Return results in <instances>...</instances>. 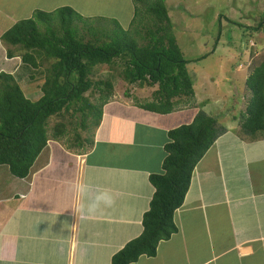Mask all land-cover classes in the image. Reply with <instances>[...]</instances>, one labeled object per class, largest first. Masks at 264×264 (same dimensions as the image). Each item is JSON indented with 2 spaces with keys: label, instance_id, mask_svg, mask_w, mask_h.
Listing matches in <instances>:
<instances>
[{
  "label": "crops",
  "instance_id": "crops-1",
  "mask_svg": "<svg viewBox=\"0 0 264 264\" xmlns=\"http://www.w3.org/2000/svg\"><path fill=\"white\" fill-rule=\"evenodd\" d=\"M31 1L35 4L26 15V0H0V37L32 12L53 11L58 4ZM77 1L93 5V16L106 17L100 15L106 0ZM127 1L125 9L129 5L133 12L132 0ZM60 2L61 8L74 4ZM241 56L239 70L249 64ZM4 60L18 61L17 75L25 69L20 57L6 58L0 40L1 67ZM29 78L33 83L35 76ZM42 83L35 89L40 91ZM41 95L29 88L24 97L35 102ZM212 97L219 112L218 98ZM118 101L110 99L102 107L84 148L73 138L71 147L50 138L24 179L0 166V264H110L141 234L142 217L155 192L150 177L163 174L167 133L190 124L204 101L181 103L166 115ZM206 115L224 131L193 170L173 215L177 232L159 242L154 257L142 256L132 264H264V138L241 134L240 116L234 112ZM101 194L110 203L89 211Z\"/></svg>",
  "mask_w": 264,
  "mask_h": 264
},
{
  "label": "trees",
  "instance_id": "trees-1",
  "mask_svg": "<svg viewBox=\"0 0 264 264\" xmlns=\"http://www.w3.org/2000/svg\"><path fill=\"white\" fill-rule=\"evenodd\" d=\"M131 2L128 28L112 18L84 16L83 11L62 7L36 11L1 35L6 58L18 56L23 65L42 69L44 74L42 95L32 102L14 76L0 72V166H6L11 176L26 178L47 141L62 140L70 132L68 126L86 128L87 139L73 137L74 143L86 146L102 107L114 95L116 79L130 90L153 89L149 100L136 104L145 111L166 115L181 103L192 106L194 84L188 66L207 55L184 57L173 37L164 0ZM260 23L248 30L264 32V20ZM249 56L244 82L249 99L240 110L239 131L249 139L264 138V60L257 62L253 49ZM223 131L202 112L190 124L168 131L163 174L150 177L155 192L142 217V232L113 255L110 264L154 257L159 242L177 232L173 215L183 203L193 170Z\"/></svg>",
  "mask_w": 264,
  "mask_h": 264
},
{
  "label": "rangeland",
  "instance_id": "rangeland-1",
  "mask_svg": "<svg viewBox=\"0 0 264 264\" xmlns=\"http://www.w3.org/2000/svg\"><path fill=\"white\" fill-rule=\"evenodd\" d=\"M54 1L58 3L56 9L61 8V0ZM26 3L28 5L25 8L26 15H29L31 11L29 5H33L35 2L26 0ZM71 3H74L71 4L74 11L78 12L76 9H79V13L83 11L82 15L84 16L94 15L93 10L90 9L93 5L85 4V6L77 0H71ZM128 3L130 2L127 0H106L100 15L106 17L113 15L122 28H128L133 15L129 5L128 9H125V5ZM164 3L172 25L173 37L184 57L195 59L207 55L204 60L188 66L195 90V99L193 100H198L197 105L202 99L204 101L197 107L198 110L206 114L234 112L238 116L240 106L245 105L249 99L245 92L244 82L250 68L247 69V65L244 69L239 70L238 65L243 60L241 55L244 54V60L249 63L251 60L249 54L253 49L254 54L257 55V62L264 60V32L248 30L258 22H263L264 0H164ZM3 5H5L4 1ZM4 10L6 11V9ZM95 10L98 9L95 8ZM43 12H48V10ZM33 14L34 12L24 20L32 18ZM240 25L243 27L239 28ZM213 48L214 52L209 54ZM35 56L39 59L41 54L38 52L35 53ZM4 63L6 65L0 66V72H13V75L19 79L17 80L24 95H27L29 88L40 92L39 86L37 89L35 88L43 81V70H38L40 73L38 71L32 73L25 66V69H22V72L19 71L20 74L17 75V60H4ZM31 75L35 76L33 83L29 79ZM116 80L114 82L116 88L111 100H119L118 103L122 105L133 106L140 102H146L153 92V89L146 88L130 90L124 82ZM24 82L26 83L24 84ZM126 90L128 92L124 95ZM212 96L218 98L219 112L218 106L211 103ZM27 99L32 101L30 98ZM112 110L114 109L112 108ZM55 119V117L50 119L52 124L55 123ZM67 131L70 132L61 140L67 147L73 146L71 139L74 136L80 140L82 136L86 139L88 137L86 128L73 125L68 126ZM81 144L84 145L82 142Z\"/></svg>",
  "mask_w": 264,
  "mask_h": 264
},
{
  "label": "clouds",
  "instance_id": "clouds-1",
  "mask_svg": "<svg viewBox=\"0 0 264 264\" xmlns=\"http://www.w3.org/2000/svg\"><path fill=\"white\" fill-rule=\"evenodd\" d=\"M103 202L105 204L110 203V200L108 198V196L106 194H101V195H97L95 197V201L93 202V204L91 205L89 211H94L96 209V207H98V205Z\"/></svg>",
  "mask_w": 264,
  "mask_h": 264
}]
</instances>
